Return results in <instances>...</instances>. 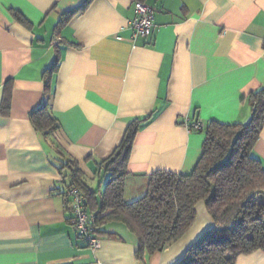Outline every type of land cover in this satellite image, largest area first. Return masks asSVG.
<instances>
[{
    "label": "crops",
    "instance_id": "crops-1",
    "mask_svg": "<svg viewBox=\"0 0 264 264\" xmlns=\"http://www.w3.org/2000/svg\"><path fill=\"white\" fill-rule=\"evenodd\" d=\"M86 2L0 0V264H179L213 225L203 202L161 252L138 259L137 238L115 222L100 227L93 251L70 223L62 167L76 162L94 212L98 165L137 119L126 202L156 171L191 172L204 140L192 124H245L248 96L264 89V0H145L154 18L147 37L130 27L137 0ZM46 99L59 124L47 139L30 120ZM252 153L264 169V123ZM234 264H264V251Z\"/></svg>",
    "mask_w": 264,
    "mask_h": 264
},
{
    "label": "trees",
    "instance_id": "trees-1",
    "mask_svg": "<svg viewBox=\"0 0 264 264\" xmlns=\"http://www.w3.org/2000/svg\"><path fill=\"white\" fill-rule=\"evenodd\" d=\"M17 20L27 25L22 17ZM45 88L49 89L48 82ZM47 101L30 113L34 129L46 139L59 128ZM248 104L251 116L247 123L210 121L197 130L204 140L191 172L156 171L148 177L145 193L126 202L127 163L141 123L130 121L114 152L98 165L104 188L97 210L88 211L95 217L97 233L108 223L123 224L137 238V258L141 259L143 253L161 252L184 236L195 221L196 205L203 202L213 225L186 250L179 264H234L240 255L264 251V169L252 153L264 123V89L252 92ZM7 108L6 92L1 110ZM62 168L71 181L68 190L77 187L87 209L93 193L83 183L76 162L69 160Z\"/></svg>",
    "mask_w": 264,
    "mask_h": 264
},
{
    "label": "built area",
    "instance_id": "built-area-1",
    "mask_svg": "<svg viewBox=\"0 0 264 264\" xmlns=\"http://www.w3.org/2000/svg\"><path fill=\"white\" fill-rule=\"evenodd\" d=\"M136 15L131 21L130 27L135 36L147 37L153 27V10L141 3H135ZM199 122L192 124L193 129H200ZM68 210L70 212V223L76 233L78 240L83 241L86 247L96 251L101 247V238L97 233L98 227L95 225V217L84 207V195L77 187H71L67 191Z\"/></svg>",
    "mask_w": 264,
    "mask_h": 264
}]
</instances>
